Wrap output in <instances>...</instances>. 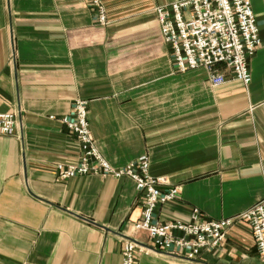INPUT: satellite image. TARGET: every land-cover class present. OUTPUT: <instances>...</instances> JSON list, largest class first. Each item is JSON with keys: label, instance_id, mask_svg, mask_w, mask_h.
I'll return each mask as SVG.
<instances>
[{"label": "crops", "instance_id": "crops-1", "mask_svg": "<svg viewBox=\"0 0 264 264\" xmlns=\"http://www.w3.org/2000/svg\"><path fill=\"white\" fill-rule=\"evenodd\" d=\"M175 0H0V264H121L125 238L148 243L132 223L141 194L126 176L57 177L79 142L57 119L86 101L95 144L115 168L142 156L176 185L159 222L235 216L264 197V2L250 0L261 44L251 80L217 86L208 69L178 71L154 8ZM53 115L55 118H50ZM136 264H261L247 223L200 258L138 254Z\"/></svg>", "mask_w": 264, "mask_h": 264}, {"label": "built area", "instance_id": "built-area-1", "mask_svg": "<svg viewBox=\"0 0 264 264\" xmlns=\"http://www.w3.org/2000/svg\"><path fill=\"white\" fill-rule=\"evenodd\" d=\"M105 24L101 0H87ZM264 2V0H263ZM160 34L172 52L178 71L208 69V83L217 86L232 78L248 84L251 80L249 60L261 44L250 0H175L154 8ZM50 118H55L51 115ZM79 142V159L74 164L58 166L57 177L95 174L133 180L141 194L140 218L132 223L136 231L146 233L148 243L125 238L121 247V264H136L138 254L160 252L188 260L200 258L217 248L226 238L227 229L237 221L248 224L257 255L264 264V197L235 216L209 218L194 208L188 221L154 220L157 207L176 198V185L161 189L163 180L149 172V160L142 156L120 168L113 167L97 148L88 121L84 100L76 99L70 115L57 118ZM17 116L0 112V135H14Z\"/></svg>", "mask_w": 264, "mask_h": 264}]
</instances>
